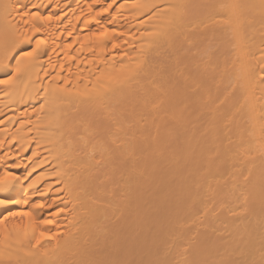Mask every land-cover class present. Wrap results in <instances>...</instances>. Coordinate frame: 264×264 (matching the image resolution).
Returning <instances> with one entry per match:
<instances>
[{
  "label": "bare ground",
  "instance_id": "bare-ground-1",
  "mask_svg": "<svg viewBox=\"0 0 264 264\" xmlns=\"http://www.w3.org/2000/svg\"><path fill=\"white\" fill-rule=\"evenodd\" d=\"M0 79V264H264V0H0Z\"/></svg>",
  "mask_w": 264,
  "mask_h": 264
},
{
  "label": "snow or ice",
  "instance_id": "snow-or-ice-1",
  "mask_svg": "<svg viewBox=\"0 0 264 264\" xmlns=\"http://www.w3.org/2000/svg\"><path fill=\"white\" fill-rule=\"evenodd\" d=\"M94 36L96 34H93ZM106 35V33L101 34L99 36H96V39H102L103 36ZM85 39H90V37H85ZM43 41H40L42 43ZM115 47V45H113ZM27 57H31L32 53H26L25 54ZM17 71H19V67L17 68ZM10 79H0V84H8L10 83ZM14 179L10 174L5 175L3 177H0V186L3 188H7L8 184ZM17 203L16 200L14 199H0V205H6V204H15ZM27 203V201H25ZM36 207L42 208L43 204L36 205ZM16 216H20L22 219L27 217L28 223H20L15 226L14 231L16 233V238L17 240H32L35 241V244H40L41 241L43 240H50L52 239V235L49 231H46L42 228L44 225H49L52 224L53 221L39 218V219H34L32 218V213L29 211H11L8 210L6 212H0V225H3L5 221H7L10 217L14 218ZM4 258V253L0 251V260Z\"/></svg>",
  "mask_w": 264,
  "mask_h": 264
}]
</instances>
